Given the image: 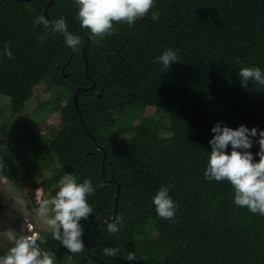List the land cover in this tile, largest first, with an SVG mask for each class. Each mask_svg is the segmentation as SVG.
<instances>
[{
    "label": "trees",
    "instance_id": "obj_1",
    "mask_svg": "<svg viewBox=\"0 0 264 264\" xmlns=\"http://www.w3.org/2000/svg\"><path fill=\"white\" fill-rule=\"evenodd\" d=\"M67 1L53 0L48 16L63 14L71 31L89 37L88 76L84 36L79 35L82 43L74 52L58 32L34 23L44 16L48 0H0V94L10 98L15 115L34 88L44 85L51 95L38 103L32 123L58 112L61 126L42 153L56 157L57 180L71 173L78 182L91 179L95 188L88 196L92 216L81 221L84 250L69 253L50 232H40V246L55 253L57 264H149L153 232L162 244L154 251L156 264H264V217L236 206L229 182L203 176L210 129L217 121L264 129V87L242 88L237 75L242 66L264 69V0H156L133 26L117 24L112 35L97 40L81 27L76 5L66 11ZM151 11L159 13L158 21H152ZM5 46L11 58L2 54ZM168 48L177 50L179 62L164 72L154 58ZM91 81L94 90L79 91L77 105L87 131L106 151L105 179L103 151L82 127L73 103L75 90ZM149 107L168 114L169 123L143 116ZM132 111L141 114L137 124ZM29 129L19 136L34 149ZM258 147L250 149L253 154ZM30 178L16 166L10 180L23 189ZM161 185L169 186L178 205L175 222L157 216L151 203ZM118 186L120 232L107 231L113 220H100L92 237L95 220L112 217ZM112 246L117 255H104ZM128 252L136 258L127 260Z\"/></svg>",
    "mask_w": 264,
    "mask_h": 264
},
{
    "label": "clouds",
    "instance_id": "obj_2",
    "mask_svg": "<svg viewBox=\"0 0 264 264\" xmlns=\"http://www.w3.org/2000/svg\"><path fill=\"white\" fill-rule=\"evenodd\" d=\"M155 3L156 0H75V16L82 28L96 37H104L112 35L117 24L133 26L137 19L149 14ZM150 18L153 22L158 21L159 13L151 11ZM34 23L43 25L48 31L61 33L72 51L79 50L81 38L69 29L63 14L52 19L39 15ZM2 54L12 57L7 46ZM154 62L162 64L164 72L170 70L173 63L179 62L177 50H164L154 58ZM237 75L242 88L247 89L250 83L264 87V69L258 65L242 66ZM210 132L213 135L208 140L210 151L203 171L204 179L229 182L233 189V203L264 217V129L258 126L250 128L244 123L233 128L217 121ZM254 144L259 146L255 154L250 150ZM58 184L54 195L39 202L36 215L47 226L53 240L69 253H81L85 248L81 221L92 216L94 209L88 202V196L95 192V188L91 179L78 182L71 173L62 176ZM169 191V186L161 185L151 203L157 216L175 222L178 205ZM121 226L122 217L116 216L107 223V231L119 233ZM0 239L8 242L6 250L0 254V264H57L55 253L40 246L44 237L36 231L18 232L8 228L0 232ZM118 251L114 246L103 249L106 256H115ZM135 258V252L127 253V260Z\"/></svg>",
    "mask_w": 264,
    "mask_h": 264
},
{
    "label": "rangeland",
    "instance_id": "obj_3",
    "mask_svg": "<svg viewBox=\"0 0 264 264\" xmlns=\"http://www.w3.org/2000/svg\"><path fill=\"white\" fill-rule=\"evenodd\" d=\"M74 7L75 0H68L65 5L66 11H73ZM92 38L97 40L96 36ZM50 95L51 92L47 91L44 85L35 87L33 96L26 103L23 111L14 115L11 111L10 98L0 94V232L8 228H14L18 232H49L47 226L36 215V209L42 199L49 198L58 190L59 180L55 177L59 163L54 155H44L42 148H46L55 139L61 126V116L58 112L50 113L35 124L32 123V119L38 103L48 99ZM130 114L132 122L137 124L140 113L132 111ZM142 115L162 118V123L165 125L169 123L168 114L153 107L146 108ZM23 125L28 129L33 127L31 140L33 145L35 144L34 149L31 148L29 140H22V134L19 136L22 130L26 134L30 133V129H21ZM157 133L162 137L170 135L164 130H157ZM38 154L41 157L35 159ZM16 166L31 174L27 188L20 189L10 180ZM29 194L33 196L32 201L29 199ZM148 236L152 243L151 249L146 253L147 262L156 264L154 251L160 250L162 244L153 232ZM7 245L5 239H0V254L6 250Z\"/></svg>",
    "mask_w": 264,
    "mask_h": 264
},
{
    "label": "water",
    "instance_id": "obj_4",
    "mask_svg": "<svg viewBox=\"0 0 264 264\" xmlns=\"http://www.w3.org/2000/svg\"><path fill=\"white\" fill-rule=\"evenodd\" d=\"M19 1L28 2V1H30V0H19ZM52 1H53V0H48L47 4L45 5V8H44V16H45L46 18H48V19H50L49 16H48V8H49V6L51 5ZM58 34H60V35L62 36L61 33L58 32ZM77 34H78V35H81V36H84V37L86 38L85 43H84V46H83V58H84V63H85V73H86V76H88V75H87V71H88V68H87V67H88V65H87V61H86V58H85V48H86V46H87V44H88V42H89L90 39H89V37H88L85 33H83V32H78ZM62 37H63V36H62ZM88 78H89V77H88ZM89 79H90V78H89ZM94 88H95V83H94L93 81H91V86H90V87H88V88H78L77 90H75V92L73 93V103H74L75 108H76V110H77V112H78V114H79V119H80V123H81L82 127L84 128V130L86 131V133L89 135V137L92 139V141L96 144L97 148H98L99 150H102V151H103L101 173H102L103 178L105 179V174H104V162H105V159H106V151H105L101 146L97 145L95 138H94L93 136H91L90 133L87 131V129H86V127H85V124H84V122H83L82 116H81V114L79 113V109H78V105H77V94H78V92L81 91V90H83V91H91V90H94ZM98 96H99V95H98ZM105 182L108 183L109 181H108V180H105ZM118 195H119V186L117 187L116 194H115L114 211H113V215H112V217H111L110 219H108V218H106V217H99V218H97V219L95 220V222H94V227H93L92 234H91L92 237H93V235H94V231H95L96 225H97V223H98L100 220H104V221H111V220H114V218H115V216H116V207H117V199H118ZM93 243H94V241H92L91 245L87 248V254H89L90 248H91V246H92Z\"/></svg>",
    "mask_w": 264,
    "mask_h": 264
}]
</instances>
